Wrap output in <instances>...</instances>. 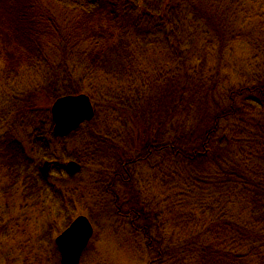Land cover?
Returning a JSON list of instances; mask_svg holds the SVG:
<instances>
[{"label": "trees", "instance_id": "16d2710c", "mask_svg": "<svg viewBox=\"0 0 264 264\" xmlns=\"http://www.w3.org/2000/svg\"><path fill=\"white\" fill-rule=\"evenodd\" d=\"M257 5L0 0V79L20 91L0 102L7 181L0 192L43 210L45 199L61 201L53 216L62 221L52 216L43 226L48 242L70 225L78 203L94 224L95 212L127 224L131 252L145 249L151 264H264V14ZM241 44L249 56L237 53ZM32 76L42 83L26 92L21 83ZM79 93L90 96L95 115L59 136L49 104ZM125 113L139 130L138 146L130 144ZM13 118L32 130L25 142ZM71 160L82 165L78 173L66 170ZM25 217L12 230L27 235ZM10 233L0 219V234ZM30 241L7 251L4 264H29L31 252L20 258Z\"/></svg>", "mask_w": 264, "mask_h": 264}, {"label": "rangeland", "instance_id": "374dc122", "mask_svg": "<svg viewBox=\"0 0 264 264\" xmlns=\"http://www.w3.org/2000/svg\"><path fill=\"white\" fill-rule=\"evenodd\" d=\"M257 4H258L257 6L259 7V9L264 14V0H257ZM257 21L258 19H256V21L253 23H256ZM260 25H261V22H260ZM242 44L246 45V43H243V42ZM243 45L239 48L237 53H239V55L244 54V55L249 56L251 53V49H250L251 47L250 48L247 47V49L244 50ZM40 83H42L40 76H39V79L35 76L26 77L22 81L20 88L25 90L26 92L34 91V90H37ZM10 91L20 92L19 89L15 87L14 82L9 81L8 83L0 79V102L2 101V99L5 100V97L4 98L2 97V96H5V94H6V99H7V96L10 95L11 93ZM41 93H43V91L39 90L36 95V99L38 98L39 95H41ZM93 95H94L93 98L95 100H98L99 103L102 105L101 117H104L103 113L105 110V106H103V100L101 99V96L97 92L94 93ZM44 99L45 98H39V101H38L39 105L46 106L48 104L46 100L44 101ZM8 101L9 103L7 104V107H10L11 101L9 100V98H8ZM53 103L54 102H50L49 104L51 109H52ZM1 108L3 109L4 105L2 107V104L0 103V112H1ZM13 113L14 111L8 112L11 121H12ZM126 119H127V114L125 113V126L128 125L131 128V130H134L132 137L135 138V140L133 141L131 137L130 144L138 146L139 139L136 138V134L139 133V130L133 127L134 122L130 118H128V121H126ZM13 122L15 123V126L17 128L16 132L18 133L21 131V134H23L21 135V140L22 141L24 140L25 142V140H27L28 138L27 134L31 133L32 130L22 126L20 119L15 120L13 118ZM118 124L120 125V123ZM0 134H1V130H0ZM71 146H72V142H68L66 144L67 153L70 152ZM54 148H55V154L60 155L62 147L57 145ZM71 184H74V181H72ZM6 185H7L6 178L4 177L3 172L2 173L0 172V188H5ZM117 186L119 187H117L115 191L117 192L121 200L122 199L125 200V188L122 185H117ZM18 196H19L18 193L5 196L3 192H0V219L7 221L9 224V228L12 231V233H10L9 235L0 234V264H4L3 257H5V254L7 253V251L12 249L14 246H18L24 243L27 240V237L31 240L30 245L27 244L26 253L23 255V258H20V260H23L28 255V252H31V256H29L30 257L29 264H32V263L34 264H57L60 261V256L56 252L57 247L55 245V240H56V237L60 233L58 234L57 232H54L52 234V240H49L48 242V240L44 239L43 226L46 221L49 222L52 220V216L55 214V209L60 205L61 201L58 198L51 199L49 197L45 199V203L42 205V206H45L47 209L43 210L41 206L37 207L33 205L32 203L26 204L25 202H22L18 198ZM77 209L78 210L76 212V217L78 215H86L88 217V214H89L88 210L87 211L81 210V207H79L78 203H77ZM20 216H26L24 219L27 222L20 221V223L26 224V226H28L27 235H24L21 232H17L15 228H13V230L11 228V226L15 223V219H17V217H20ZM94 216H95L96 222L95 224L91 222L94 228V234L89 242L87 249L83 253L80 264H151V261L153 260V255L147 253L145 249H143L142 252L141 251L131 252L132 251L131 245L127 241V238L125 239V237H128L126 236V233L127 234L129 233L127 224H125L122 220L112 219L111 217L102 218L96 212L94 213ZM54 219H56V221H58L59 223L62 221V218L60 217L53 216L52 221H54ZM40 241H42L41 244H40ZM37 242L39 243V246L41 245L42 247L41 250L39 251H38ZM55 252L57 255H55ZM36 255H41L45 258L43 263L35 261Z\"/></svg>", "mask_w": 264, "mask_h": 264}, {"label": "water", "instance_id": "95a60500", "mask_svg": "<svg viewBox=\"0 0 264 264\" xmlns=\"http://www.w3.org/2000/svg\"><path fill=\"white\" fill-rule=\"evenodd\" d=\"M54 131L59 136L67 135L85 121L91 120L95 109L91 98L85 93L68 94L55 100L52 105ZM70 174L78 173L82 166L71 160L65 165ZM48 168V164H45ZM94 234V228L86 215H78L57 237L56 244L61 255V264H80L84 250Z\"/></svg>", "mask_w": 264, "mask_h": 264}]
</instances>
